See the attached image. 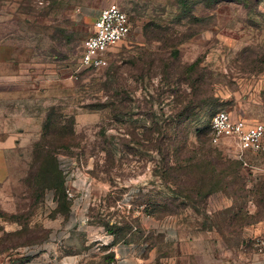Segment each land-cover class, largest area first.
Here are the masks:
<instances>
[{
  "label": "rangeland",
  "instance_id": "1",
  "mask_svg": "<svg viewBox=\"0 0 264 264\" xmlns=\"http://www.w3.org/2000/svg\"><path fill=\"white\" fill-rule=\"evenodd\" d=\"M113 3L131 32L83 66ZM221 110L264 122V0H0V253L21 264L60 239V254L111 264L102 232L144 241L148 264L260 251L264 153L215 142ZM82 202L87 224L65 244Z\"/></svg>",
  "mask_w": 264,
  "mask_h": 264
},
{
  "label": "built area",
  "instance_id": "2",
  "mask_svg": "<svg viewBox=\"0 0 264 264\" xmlns=\"http://www.w3.org/2000/svg\"><path fill=\"white\" fill-rule=\"evenodd\" d=\"M130 32V18L118 4L101 9L95 19L93 33L84 41L81 64L86 67L104 65L108 52L123 42ZM211 129L215 142L230 138L243 154L264 153V122H250L221 110L212 117ZM257 246L264 248V237L257 238Z\"/></svg>",
  "mask_w": 264,
  "mask_h": 264
},
{
  "label": "crops",
  "instance_id": "3",
  "mask_svg": "<svg viewBox=\"0 0 264 264\" xmlns=\"http://www.w3.org/2000/svg\"><path fill=\"white\" fill-rule=\"evenodd\" d=\"M5 152V151H4ZM85 202L79 204L80 211L76 213L74 217L69 218L68 223L65 224V228L63 230L58 229V236L65 238L64 243L67 242V232L69 233V229H74V226L82 227L87 224L88 218L84 212V208H80L83 205L85 206ZM82 205V206H81ZM78 229V228H77ZM260 229V228H259ZM259 233L264 237V227H262ZM88 229H85L87 232ZM70 235H68L69 237ZM87 240L90 239L89 235L86 234ZM114 236L109 234L108 232H102L95 239L97 241H101V245L107 246L109 248L110 253H112L111 264H148L150 261L149 250L146 249V244L144 241L138 242L134 239H127L123 241H119L116 244L112 245L114 242ZM69 243V242H68ZM64 244V245H65ZM63 245V243L61 244ZM86 245H89V242L86 241ZM60 239L58 242L53 243L49 248L47 246H43L41 250L34 255H32L26 264H82L85 259L86 253L83 251H77L72 249V251H68L67 253L60 254ZM71 249V248H68ZM256 250L248 255L245 252H240L239 257L223 258L221 260L214 258L211 259V264H264V248ZM5 254V255H4ZM6 251L0 253V259L2 262L0 264H14L10 263ZM209 261V260H208Z\"/></svg>",
  "mask_w": 264,
  "mask_h": 264
},
{
  "label": "trees",
  "instance_id": "4",
  "mask_svg": "<svg viewBox=\"0 0 264 264\" xmlns=\"http://www.w3.org/2000/svg\"><path fill=\"white\" fill-rule=\"evenodd\" d=\"M199 62H200V60L195 61L191 65V67L192 68L196 67ZM52 126H53V124L50 120L49 123L45 127L46 128V134L50 133ZM70 132H71V129L69 132H61V133H63L62 135H54V136H50V138H47L48 141L46 142V147L48 148V150L67 148L70 145V141H71L70 137H69ZM176 149L178 151V149H180V148H176ZM109 155H110V158L112 159L113 157L111 155V152H109ZM164 155H165V159H168V157L170 158V151L167 150V152L164 153ZM176 160L178 161V158ZM62 180H63L62 176L57 178L58 185L60 182H62ZM111 234L114 235V238H115L112 245L116 244L119 241L127 240L125 238L122 239L123 237H121V236H117V233L111 232ZM111 257H112V253H111ZM28 260H29V258H21V260H19V261L21 264H26V262H28Z\"/></svg>",
  "mask_w": 264,
  "mask_h": 264
}]
</instances>
